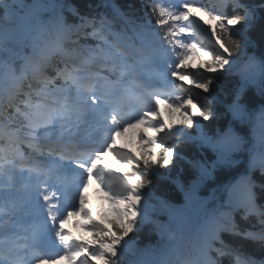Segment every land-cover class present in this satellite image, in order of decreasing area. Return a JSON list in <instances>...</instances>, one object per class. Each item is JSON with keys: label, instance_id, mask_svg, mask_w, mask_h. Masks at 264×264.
Returning a JSON list of instances; mask_svg holds the SVG:
<instances>
[{"label": "snow or ice", "instance_id": "1", "mask_svg": "<svg viewBox=\"0 0 264 264\" xmlns=\"http://www.w3.org/2000/svg\"><path fill=\"white\" fill-rule=\"evenodd\" d=\"M180 2L182 7L144 0L145 11L137 15L116 0H100L88 14L67 0H0V264H264V130L250 149L243 127L234 130L232 121L223 133L206 135L201 119L215 114L200 111V105L201 119H195L190 107L197 106V97L170 79L188 76L204 92L219 88L211 77L198 80L187 71L190 54L202 49L194 39L198 22L190 20L199 5L220 29H212L219 48L203 51L207 70L228 73L243 61L248 70L240 73L242 80L258 81L264 93V61L243 60L256 6L241 0ZM182 21L188 23L177 26ZM186 30L192 42L177 40ZM243 96L238 87L228 104L241 125L250 119ZM161 97L170 112H179L181 126L163 123ZM260 119L264 129V111ZM194 124L195 137L183 127ZM145 125L159 135L141 132L140 139L158 145V153L145 151L138 159L116 146L117 137ZM182 139L211 147L217 156L212 169L233 167L245 151L248 159L245 173L226 187L224 203L209 207L196 201L200 223L181 246L174 241L187 224V206L154 196L149 177L174 166ZM107 152L133 170L113 173L101 164ZM189 163L197 180L187 190L176 183L192 204L196 185L212 171L199 160ZM93 181L116 213L110 228L85 207ZM73 216L88 222L84 227L93 230L94 246L65 230ZM145 230L158 240L142 244L130 235ZM245 243L257 246L262 258L246 252Z\"/></svg>", "mask_w": 264, "mask_h": 264}, {"label": "trees", "instance_id": "2", "mask_svg": "<svg viewBox=\"0 0 264 264\" xmlns=\"http://www.w3.org/2000/svg\"><path fill=\"white\" fill-rule=\"evenodd\" d=\"M67 2L79 8L81 14H88L98 3H100V0H67ZM241 2L256 6V19L248 27L244 37L247 40V55L245 58L247 59V57L251 56L257 61H264V0H241ZM116 3L120 4L125 9L130 7L131 10L137 15H142L145 11L144 0H116ZM66 15H68L70 22H78L76 18L71 17L69 13H66ZM229 15H232V13L229 12ZM212 29L220 31L219 22H217V24ZM214 36L217 39V36ZM199 37L202 38L200 34ZM233 38L242 39V37L239 35H234ZM202 39V43L207 50L215 51L217 49V47L209 40L206 38ZM88 43L94 44L95 42L89 39ZM187 71L198 80H206L211 77L214 79L216 84L219 85V88L215 89L213 87L215 85L210 86L215 98L211 97L208 92H204L201 89H188L183 86L185 89L190 90L192 95L197 97V112L199 106L202 105L203 107L199 108L200 111L211 109L215 114L214 118H210L209 120H202L200 117L198 118L201 119V122L204 126V133L208 136H214L217 132L223 133L228 129L229 122L232 121L231 127L234 130L240 131V129L243 127L246 133L245 139L247 141L245 148L250 149L256 140H258L262 130H264L261 127L260 119V113L264 111V93L261 92L259 82H242L245 83L243 102L248 107L250 119L245 124L241 125L239 121H233L231 113L228 112V104L231 102L233 93L238 87H241L242 85V83L238 80V77L232 72L226 73L221 70L209 72L207 70V63H205V70L193 69L189 67ZM179 85L182 84L178 83V86ZM186 107L188 106L186 105ZM167 110L168 115L173 113L169 111L168 105ZM183 127L192 134L198 135V130L195 125H193L192 128H188L187 126ZM253 134L255 135V139ZM145 151L151 152L150 150L141 147L139 151L140 157ZM174 153V166L169 165L167 167H161L158 169L159 174H153L149 177L152 180L150 190L154 196L167 199L171 204L178 203L184 207L187 206V224L183 232L176 234L177 239L174 241V243L182 246L185 242V239L195 235L198 224L200 223V212L195 206L196 201L198 200L203 202L209 207L224 203L227 199V192L225 190L226 187L231 186L237 179H240L246 171L248 152L245 151L243 153L237 154L238 158L240 159V163L234 165L233 167L224 168L217 166L214 169H212L211 166L213 165L217 156L211 147L200 146L198 142L194 143L192 141L182 139L177 143ZM152 159L155 160L153 157ZM193 160H199L202 163L208 165L212 171V175L196 185L195 199L193 200L192 204H189L182 190L180 191L178 189L176 181L184 185L185 190H187L191 187L193 181L197 180L199 173L197 170L193 169L192 165L189 163ZM129 170L132 171L133 169L129 168ZM256 175L259 176V172H257ZM133 182H135L134 178ZM154 201V199L150 200V202L153 203ZM98 216L100 221H104L107 224L106 226L110 228L112 225L109 223V220L114 219L116 214L111 210L103 208ZM237 218L239 219V217ZM162 219L166 221L167 217L164 216ZM96 222L99 223L98 221ZM253 223H255V221H253ZM244 226L251 227L252 224H245ZM85 233L88 243L93 245V230L90 227H85ZM130 235H135L142 244L147 242L149 239L153 242L158 240L156 235L153 234L150 236L147 230L139 234ZM244 250L249 254L254 255L257 259L262 258L259 248L255 245L245 243Z\"/></svg>", "mask_w": 264, "mask_h": 264}, {"label": "rangeland", "instance_id": "3", "mask_svg": "<svg viewBox=\"0 0 264 264\" xmlns=\"http://www.w3.org/2000/svg\"><path fill=\"white\" fill-rule=\"evenodd\" d=\"M192 14H193V16H191V20L197 21L198 22L197 28L206 34H208L210 27L214 26V24H216V22H217L216 20H213L210 16L205 14V12L201 11L199 5H196L193 7ZM230 27L239 28L240 26L237 25V26H230ZM220 51H221V49H220ZM206 60H207V57H205V56H202L201 58H195L191 64L192 68L205 70L204 64H205ZM240 63L241 62L234 65L233 70L231 72L237 71ZM247 70L244 69L243 71H247ZM221 71H223V70H221ZM184 83L186 86H190V84L188 83V79H185ZM241 86H243V88H245V83H242ZM213 87H214V89L217 88L215 86H213ZM211 90H212V88L209 89V91H211ZM160 109H161V106L159 104V112H160ZM191 110H192V113L195 114V119H197L198 113L196 112L194 107H191ZM170 119H173V123H171V124H179L181 121V117L178 114V112H176L175 114H172L170 116ZM162 121L165 125L169 124V123H167L168 121H166L164 119H162ZM141 132H143L146 137H152V136H158L159 135L145 125L142 128L130 129L123 136L117 137L116 146L119 147L120 143H122L127 150L129 149V151H131L132 153H138L139 146H147V141L140 139V133ZM156 146H158V145H152V146H147V147L152 149L153 150L152 152H154L157 149ZM109 153L110 152L105 153V155L103 157V159H105V160L101 161V164L103 166H106L108 169H111L113 173H116L119 175H122L124 172H127V167L123 163H121L120 161H116L114 164L107 161V159L109 157ZM152 157L155 158L156 156L154 155ZM237 181H235V183ZM86 201H87V203H86L85 207L88 209V211L91 214L93 212L92 218H95L94 214L100 211L103 204H105L110 210L114 211L113 205L110 204V202L108 201V199L106 197H105V199H97L95 197L93 199V198L89 197L88 199H86ZM150 203H153V202H150ZM154 203H155V201H154ZM87 223L88 222L82 216H80V217L73 216L67 220V222L65 223L64 226L66 228H69V230H66V231L68 233H70L71 236L77 242H83L82 227ZM93 264H94V262H93Z\"/></svg>", "mask_w": 264, "mask_h": 264}, {"label": "bare ground", "instance_id": "4", "mask_svg": "<svg viewBox=\"0 0 264 264\" xmlns=\"http://www.w3.org/2000/svg\"><path fill=\"white\" fill-rule=\"evenodd\" d=\"M240 64H241L243 67L246 68V65H245V63H244L243 61H242ZM217 134H218V133H216L214 136H213V135H211V136H212V137H215ZM234 183H235V182H234ZM234 183H233V184H234ZM233 184H232V185H233Z\"/></svg>", "mask_w": 264, "mask_h": 264}]
</instances>
